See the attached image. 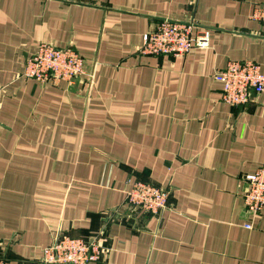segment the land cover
Returning <instances> with one entry per match:
<instances>
[{"label":"crops","instance_id":"crops-1","mask_svg":"<svg viewBox=\"0 0 264 264\" xmlns=\"http://www.w3.org/2000/svg\"><path fill=\"white\" fill-rule=\"evenodd\" d=\"M264 0H0V259L43 264L59 235L96 238L95 264H264V212L243 178L264 168V94L234 108L216 74L264 75ZM197 22L210 46L142 56L160 22ZM40 45L72 50L84 74L25 77ZM171 189L145 216L135 183ZM246 226H252L249 230Z\"/></svg>","mask_w":264,"mask_h":264},{"label":"built area","instance_id":"built-area-1","mask_svg":"<svg viewBox=\"0 0 264 264\" xmlns=\"http://www.w3.org/2000/svg\"><path fill=\"white\" fill-rule=\"evenodd\" d=\"M254 19L264 23V9H258ZM210 46L209 29L197 22L165 20L144 36L139 49L142 56L184 58L193 50ZM84 74V61L72 50L40 45L37 53L28 60L25 77L44 85L72 82ZM223 84L222 102L238 108L251 103L252 96L264 94V75L254 62H232L216 74ZM254 94V95H253ZM243 198L246 216L256 217L264 212V168L243 178ZM171 192L151 184L135 183L127 193V203L133 208L154 215L168 209ZM251 230L252 226H246ZM101 260V247L96 238L83 240L59 235L44 250L43 264H95ZM0 264H6L0 259Z\"/></svg>","mask_w":264,"mask_h":264},{"label":"rangeland","instance_id":"rangeland-1","mask_svg":"<svg viewBox=\"0 0 264 264\" xmlns=\"http://www.w3.org/2000/svg\"><path fill=\"white\" fill-rule=\"evenodd\" d=\"M83 60V59H82ZM254 95V94H253ZM255 96L256 95H254V96H252V101H251V103H253V101H254V99H255ZM249 105V104H248ZM247 106V105H246ZM241 107H244V106H241ZM152 185V184H151ZM153 186H155V185H153ZM157 188H161V189H164L166 192H171V189L170 188H165V187H158V186H156ZM172 193V192H171ZM170 196H171V194H170ZM130 207H132V206H130ZM133 208V207H132ZM168 208H169V205H168ZM135 211H137V209H135V208H133ZM139 211H141V210H139ZM165 211H167V210H165ZM164 211V212H165ZM143 212V214H145V216H148V215H153V216H157V215H160L161 213H163V212H161V213H159V214H156V215H154L152 212H145V211H142ZM100 244V243H99ZM100 247H101V260H102V254H103V247H102V245L100 244ZM101 260L99 261V263L101 262ZM42 263H43V261H42Z\"/></svg>","mask_w":264,"mask_h":264},{"label":"trees","instance_id":"trees-1","mask_svg":"<svg viewBox=\"0 0 264 264\" xmlns=\"http://www.w3.org/2000/svg\"><path fill=\"white\" fill-rule=\"evenodd\" d=\"M85 240H88V239H85Z\"/></svg>","mask_w":264,"mask_h":264}]
</instances>
